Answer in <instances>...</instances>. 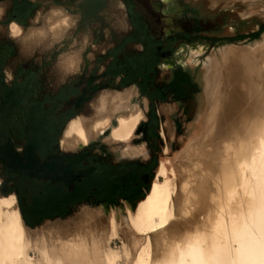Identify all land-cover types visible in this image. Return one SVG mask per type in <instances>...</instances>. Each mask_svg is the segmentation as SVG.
<instances>
[{
    "label": "bare ground",
    "instance_id": "bare-ground-1",
    "mask_svg": "<svg viewBox=\"0 0 264 264\" xmlns=\"http://www.w3.org/2000/svg\"><path fill=\"white\" fill-rule=\"evenodd\" d=\"M10 25L18 37L20 28ZM197 53L190 62L197 61ZM216 54L203 61L202 138L167 161L170 169L159 163L133 209L125 214L112 209L106 224L102 212L83 209L70 222L33 233L23 223L15 195H0V264H122L121 253L130 255L127 247L122 252L109 247L120 227L138 247L129 264H264V37L245 48L221 47ZM135 93L104 92L93 118L70 120L61 147L72 151L104 137L126 145L123 157L140 156L143 145L130 144L144 120L133 103ZM174 167L184 175L176 201ZM98 225L107 227L103 243Z\"/></svg>",
    "mask_w": 264,
    "mask_h": 264
},
{
    "label": "rangeland",
    "instance_id": "rangeland-1",
    "mask_svg": "<svg viewBox=\"0 0 264 264\" xmlns=\"http://www.w3.org/2000/svg\"><path fill=\"white\" fill-rule=\"evenodd\" d=\"M132 1L131 5L134 6V2L138 0ZM141 1L145 2L146 11L154 15L151 6L146 3L148 0ZM75 2L73 1L68 6V10L73 12V16H70L74 19V25L62 38V46L53 45L48 42V39H44L46 43L39 48L25 50L17 39H10L9 42L13 45V51L10 55L7 52H2L0 48V125L5 121L3 119L18 125L19 123L48 124L50 117H54L66 104L69 105L72 101L76 103L74 113L77 115L85 114L93 118L95 111L93 112L94 106L92 109V105L97 103L101 95L104 94L103 91L107 93L108 90L109 92L112 90V92L123 93L126 90L134 89L136 93L133 103L144 114V120L138 127L142 124L147 126L149 136L155 137L156 131L158 132L151 149L154 151L152 154L153 162L150 166L152 170L150 182L152 183L160 162H166L164 164L167 165V169H170L168 162L172 161V158L177 156L179 151L186 149L185 147L189 148L191 144L193 146L195 140H199L203 133L205 126L202 125V118L207 108L203 61L206 58L211 59V56L217 57L216 52L221 47L235 45L236 48H245L248 44L262 41L264 37V0H152L153 5L163 9V15L157 14L161 19L150 24L152 35L148 34L146 28L140 23L137 24L136 18L133 19L134 24H128L120 0H101L93 17H83L82 19L77 17V13L81 10L75 9ZM3 4L7 7L3 12L6 14L10 10V2ZM51 6L52 4H47L44 7L43 15L38 20L37 26L43 25L44 16ZM178 13L180 15L179 21L183 24L181 27L193 29V33L189 38L179 37V39L186 41L184 45H177L176 47L175 52L178 53L175 56V60L178 61L177 66L175 68L163 66L157 59L155 60L156 66H153L154 62L149 64V61L147 64L145 62L143 64V59L155 52L151 36L160 40L164 36L163 33L170 31L169 19ZM3 17L4 15L0 17V20ZM26 23L25 28L34 25L31 19H28ZM257 24L261 25L258 32L246 38L245 33L255 28ZM18 25L20 26V24ZM130 26L134 29L129 30ZM5 32L7 29L0 26V39L5 36ZM97 32L99 33L98 39L91 45V38ZM187 42L191 43L188 44ZM75 52L79 53L80 56V68L67 74L68 80L70 81L75 74L82 71L85 76L92 72L95 82L76 83L79 88H84L82 93L72 88L71 83H67L69 85L68 90L62 91L55 97V92L63 86L62 82L66 74L60 69L59 61L62 57ZM193 52H198L196 62L189 61ZM19 67L20 70L17 71L16 69ZM36 71L42 72L44 77H42V81L36 79ZM179 71L185 75L186 82L182 85L180 80L178 81L183 92L177 96L175 91L172 92L173 88L176 87V84L173 83V77ZM141 77H145L143 81H141ZM139 84L142 86L140 90L137 87ZM162 85L167 87V96L152 88ZM234 116L238 118L239 113ZM65 119L66 116L64 115L62 121H56V124H60L61 127ZM232 119L236 118L232 117ZM56 138L55 132L52 131L46 140L41 139L36 143L35 147H37L41 158L52 153L51 147L56 145ZM12 142L18 144L19 140L13 136ZM130 144L143 145L144 151L140 156L128 158H133V160L142 163L149 158L151 150L146 146V142L140 134H136ZM87 146L82 150L83 152L106 154L113 159H119L122 156L121 150L126 147L123 143L120 145L110 143L104 137ZM67 152L72 153L71 151ZM173 170L175 171L177 188L176 201L182 194L181 185L184 175L176 167ZM5 175V172L0 169V195L10 190L8 184L10 180L5 179ZM43 195L46 196L47 193L44 192ZM91 196L93 197V194ZM116 196L112 200H108L105 206L103 205L105 200L100 195L96 199H89L73 207L84 197L79 191L76 193L70 191L61 195L60 204L57 205L56 211H51L52 215H64L68 212L64 217L55 218L33 228L23 223L34 233L48 224L70 222L84 211H96L102 212L100 215L106 224L105 220L112 209L120 210L125 214L127 208L135 205V199L125 201L119 200L118 195ZM69 208L72 209L68 211ZM188 210L189 213H193L192 208ZM102 221L100 219V222ZM85 222L84 224L88 225L89 222ZM102 226L103 228L100 230ZM102 226L98 225V231H101L99 234L101 238L99 239H105L108 233L107 227ZM86 227L89 226H82V229H86ZM104 228L106 230H103ZM120 228L119 233H117L118 236L116 235L109 242V247L122 252V246L125 245L130 251V255L126 257L122 252L121 263L129 264L138 247L130 238L129 232L123 227ZM121 230L123 231L121 232ZM151 239L154 249L153 236ZM29 255L37 259V254L34 251H30Z\"/></svg>",
    "mask_w": 264,
    "mask_h": 264
},
{
    "label": "crops",
    "instance_id": "crops-1",
    "mask_svg": "<svg viewBox=\"0 0 264 264\" xmlns=\"http://www.w3.org/2000/svg\"><path fill=\"white\" fill-rule=\"evenodd\" d=\"M73 1H76L75 9L81 10L77 13V17L81 19L83 17H93L94 12L98 10L101 2V0H0V17L4 15V17L0 20V26L7 29V32L4 34L5 36H2L0 39V48L2 52H7L8 55L12 53L13 45L9 42L11 41L10 39H17L25 50L39 48V46L46 43L44 39H48V42H51L53 45L59 44L62 46V38L74 25V19L72 17L73 12L68 10V6L71 5ZM120 1L123 4L126 19L130 25L127 18L128 2L127 0ZM4 2H10V10L6 14L3 13L7 8L6 5L3 4ZM47 4H52V6L44 16L43 25L37 26L38 20L43 15V9ZM60 17L62 18L60 19ZM28 19H31L34 25L25 28ZM58 22L60 24L55 25V23ZM61 22H63V24ZM17 23L20 24V26ZM10 24H16L20 28L21 33L18 37L12 36L10 32ZM57 25L58 27L60 26L61 29L60 27L58 29ZM260 26V24H257L255 28L246 32V38L255 35ZM53 29H55V31ZM129 30H132L131 26L129 27ZM98 35L99 33L97 32L94 36H92L91 45L98 39ZM79 62L80 56L77 52L64 56L60 59L59 67L66 74L64 75L65 77L62 82L63 86H61L59 91L55 92V97L62 91L68 90L69 85H67V83H71L72 88H75L76 91L82 93L84 92V88H79V85L76 83L95 82V80H93L94 77L92 72L85 76L82 71L75 74L70 81L68 80L67 74L75 72L78 68H80L81 63L79 64ZM16 70L19 71L20 67ZM35 75L38 81H42L41 79L44 78L42 72L38 71ZM13 76H15L14 73ZM94 104L92 105V109ZM75 106L76 103L73 101L69 103V105L66 104V106L57 112L54 117L49 118L50 122L48 124L19 123L18 125L16 123H11V121L7 119H3L5 121L0 125V169H2L6 174L4 178L10 180L8 183L10 185V190L12 194L16 196L19 212L23 222L28 227L33 228L55 218L64 217L68 212L64 215H52L51 211H56L57 205L60 204L59 201L61 195L67 194L71 191L60 190L52 182H31L30 178L33 176L26 173L22 174V170L30 169V162H47L48 164L54 166V164H58L62 161L60 160L62 155H66L68 161V174L70 175L73 172H81L85 178L82 187L98 188V190L72 191L75 193L79 191L82 193V197H84L83 200H79L73 207H75L78 203L85 202L89 199H96L100 195H102L105 200L103 201V204H107L108 200H112L117 197L116 195H118L119 200L129 201L135 199L134 204H136L138 200L147 193L146 190L151 184L150 182L149 186L144 190H138L139 187H143V183L141 181L151 180L152 177L150 164L145 165L146 161L142 163L133 160V158L123 156L119 159H113L106 154H91L83 152L82 150L88 146L80 147L78 148L79 150L76 149L77 151H71L61 147L63 133L70 120L80 116L84 118H92L85 114L77 115V113H74ZM70 113L72 114L70 115ZM64 115L66 116V119L60 127V124L57 125L56 121H62V117ZM52 131L55 132V137H57L56 145L51 147V154L41 158L35 145L41 139L46 140ZM13 136L15 139L19 140L18 144H13ZM67 151H71L72 153ZM76 159H78V161ZM80 160H83V164L81 166L78 168L72 166L79 163ZM34 178L38 179V176H35ZM133 184L136 186L135 190H131L130 186ZM128 186L130 190H126L128 189ZM44 192L47 193L46 196L43 195ZM92 194L93 197L91 196ZM140 195L141 197H139ZM72 208H69L68 211Z\"/></svg>",
    "mask_w": 264,
    "mask_h": 264
},
{
    "label": "flooded vegetation",
    "instance_id": "flooded-vegetation-1",
    "mask_svg": "<svg viewBox=\"0 0 264 264\" xmlns=\"http://www.w3.org/2000/svg\"><path fill=\"white\" fill-rule=\"evenodd\" d=\"M128 4V10H127V18L130 22V24H134L133 19L136 18L137 24L140 23L143 27L146 28L148 34L152 35V32L150 30V24L155 23V20H160L161 18L157 16V14L163 15V9L161 7L157 8L155 5H153L152 0H148L146 3L151 6V10L154 12V15H151L146 11V8L144 7V1L138 0L137 2H134V6L131 5L133 3L132 0H127ZM158 2V1H157ZM162 3V1H159ZM141 3V4H140ZM161 5V4H159ZM172 10V9H171ZM180 15L179 13L175 16H172L168 24L169 30L167 33H163L164 36L160 40H156L154 36L152 37V44H154L155 52L150 54V56L143 59L144 62L147 64V61H149V64L153 63V66H156L157 63H155L156 59L158 62H160L163 66L167 67H176L178 61L175 60V56L178 55L177 52H175L177 45H184L185 41L184 39H179L180 36L189 38L191 37L193 33V29L190 28H182L183 24L179 21ZM132 29H134L132 27ZM178 29V30H177ZM190 44L191 42H187ZM186 43V44H187ZM145 77H141V81L144 80ZM174 81L173 83L176 84L175 89L173 88L172 92L179 96L181 92H183V89H181L180 84H184L186 82V77L183 75L180 71L176 73V75L173 77ZM180 80V84H178V81ZM138 89H142V86L139 84L137 85ZM155 89L158 93L164 94V96H167V87L165 85H162L160 87H152ZM171 90V89H170ZM170 92V91H169ZM173 94V93H171ZM178 101V100H177ZM136 134H140L142 136V139L146 142V146L151 150L152 145L154 144L155 137L158 136V132L156 131V136L153 137V135L149 136L147 132V126H144V124L140 125L137 130ZM162 135V134H161ZM135 141V140H134ZM153 150L150 151V156L146 161L145 165L150 164L152 165L153 162ZM76 158V157H75ZM78 158V156H77ZM80 158V157H79ZM60 161L58 164H54V166L48 164L47 162L42 163H35L30 162L29 163V170H22V174L26 173L28 175L33 176L30 178V181L35 182H47V183H53L59 188L60 190H98L97 187H82V184L85 180L84 176L81 174V172H73L70 175L67 172V157L66 155H62L60 157ZM78 161V159H76ZM83 164V160H80L79 163L72 165L75 168H78ZM18 176V175H17ZM35 176H38V179L34 178ZM143 183V187H139L138 190H144L149 186L150 180H144L141 181ZM131 187V190H135L136 186L133 184ZM121 189V188H120ZM119 190V189H117ZM130 190L129 186L128 189Z\"/></svg>",
    "mask_w": 264,
    "mask_h": 264
},
{
    "label": "trees",
    "instance_id": "trees-1",
    "mask_svg": "<svg viewBox=\"0 0 264 264\" xmlns=\"http://www.w3.org/2000/svg\"><path fill=\"white\" fill-rule=\"evenodd\" d=\"M12 192H11V190H8V192H4V193H1V195L2 196H6V195H9V194H11ZM143 198V196L139 199V200H141ZM138 200V201H139Z\"/></svg>",
    "mask_w": 264,
    "mask_h": 264
},
{
    "label": "water",
    "instance_id": "water-1",
    "mask_svg": "<svg viewBox=\"0 0 264 264\" xmlns=\"http://www.w3.org/2000/svg\"><path fill=\"white\" fill-rule=\"evenodd\" d=\"M148 189H149V188H148ZM148 189L146 190V192L148 191ZM103 205L105 206V205H107V204H106V203H104ZM134 206H135V205H133V206L131 207V209H133V208H134Z\"/></svg>",
    "mask_w": 264,
    "mask_h": 264
}]
</instances>
